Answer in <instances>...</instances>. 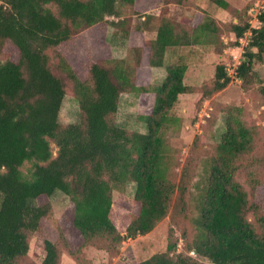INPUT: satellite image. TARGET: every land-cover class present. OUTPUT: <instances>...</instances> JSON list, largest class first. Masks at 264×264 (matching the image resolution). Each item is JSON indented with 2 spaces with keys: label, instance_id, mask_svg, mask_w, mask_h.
I'll return each instance as SVG.
<instances>
[{
  "label": "trees",
  "instance_id": "trees-1",
  "mask_svg": "<svg viewBox=\"0 0 264 264\" xmlns=\"http://www.w3.org/2000/svg\"><path fill=\"white\" fill-rule=\"evenodd\" d=\"M137 1L0 0V54L9 43L17 55L0 63V264H21L31 235L42 242L44 257L39 264H60L67 246L59 245V230L54 233L46 226L50 205L39 204L57 191L71 203L68 232L82 240L81 246L111 257L119 255L127 239L147 235L168 217L179 239L169 241L164 253L138 264H264V213L254 192L236 178L254 148L253 132L245 123L227 111L218 142L203 152L195 137L181 165L163 134L178 129L171 111L181 95L190 93L183 83L187 69L183 62L167 65L164 80L147 88L133 81L141 48H131L129 59L78 56L86 78L68 58L84 47L85 31L111 27L113 36L121 33L127 40V21L120 18ZM151 1V9H158L179 0ZM208 1L230 9L224 0ZM158 17L144 16L142 26L150 28V20ZM256 20L257 28L245 21L229 25L236 40L250 33L244 57L234 70L245 86L262 84L253 61L264 57V10ZM215 30L211 21L200 23L191 40L172 22L158 21L156 36L148 42V67H162L168 52ZM230 82L225 66H217L195 110ZM67 84L79 114L75 123L62 126L59 113ZM123 93L152 95L150 112L142 118L144 133H130L116 124ZM259 93L264 98V86H259ZM51 144L56 148L54 158ZM25 163L31 164L27 174L21 171ZM128 183L135 186L138 207L121 232L110 216L112 192ZM179 240L182 252L176 250ZM64 241L69 243V237Z\"/></svg>",
  "mask_w": 264,
  "mask_h": 264
},
{
  "label": "rangeland",
  "instance_id": "rangeland-1",
  "mask_svg": "<svg viewBox=\"0 0 264 264\" xmlns=\"http://www.w3.org/2000/svg\"><path fill=\"white\" fill-rule=\"evenodd\" d=\"M224 1L228 3L229 11L218 8L208 0H179L158 9H151L152 6L154 7L151 0L137 1L136 6L128 8L126 14L120 18L127 21V28L126 25L125 28L130 31L127 40L121 37V33L113 36L114 29L111 27L103 32L99 29L85 31L82 33L85 48L83 47L77 56L68 58L76 64L79 76L86 78V70L82 67V62L77 59L78 56L84 58L88 53L91 58L97 60L129 59L131 48H141V62L135 67L133 81L136 86L147 88L159 85L164 80L167 65L183 62L187 67L183 83L190 89V93L181 95L172 108L171 115L177 120L178 129H168L164 132L163 138L166 145L174 149V155L181 165L188 156L195 137L199 138L198 144L203 152L211 150L223 131V121L227 111L232 110L253 132L254 137V148L246 157L247 167L238 172L236 178L248 192H254V199L260 204V211L264 213V98L259 93V86H264V57L261 61L257 59L253 61V69L262 84L254 81L247 86L243 85L234 77V70L244 57L250 33L236 40L229 32V25L240 21L248 22L252 28H257L259 23L256 16L264 10V0ZM147 15H159L157 19L150 20L148 25L151 27L148 29L142 26L143 17ZM161 20L172 22L174 26L184 30L191 40L193 29L200 23L211 21L216 26V30L206 33L199 31L197 42L168 52L162 67L149 68L148 42L155 38L156 27ZM16 56L12 46L6 43L0 54V63L6 59L14 60ZM221 65L225 66L227 74L231 77L230 84L205 99L198 111L195 110L199 94L213 79L216 67ZM151 98V94H121L115 115L116 124L130 133H144L146 129L142 118L150 112ZM78 114V102L71 84H67L59 122L62 126L75 123L78 120ZM51 148L52 158H54L56 148L53 144ZM30 167V163H25L21 171L27 174ZM134 192L133 183L114 188L112 192L110 216L121 232L137 212L138 206L134 201ZM46 202L50 205V215L46 226L51 232L55 229L59 230L62 237L59 245L67 246V250L62 248L60 264H138L154 254L164 253L168 242L180 237L176 227L166 217L147 235L127 239L119 255L111 257L95 248L81 246L82 240L68 232L71 203L67 196L57 191L50 198L40 200L39 204ZM248 219L253 222V215H249ZM68 237L70 242L66 243L64 239L67 240ZM176 250L183 251L181 240L177 241ZM71 253L77 256L78 261L72 258ZM43 257L41 240L31 235L29 251L21 264H39Z\"/></svg>",
  "mask_w": 264,
  "mask_h": 264
},
{
  "label": "water",
  "instance_id": "water-1",
  "mask_svg": "<svg viewBox=\"0 0 264 264\" xmlns=\"http://www.w3.org/2000/svg\"><path fill=\"white\" fill-rule=\"evenodd\" d=\"M192 255H195V252L194 251H192Z\"/></svg>",
  "mask_w": 264,
  "mask_h": 264
}]
</instances>
